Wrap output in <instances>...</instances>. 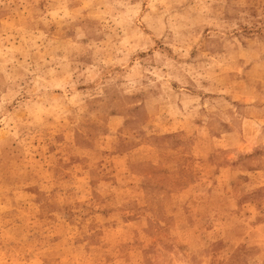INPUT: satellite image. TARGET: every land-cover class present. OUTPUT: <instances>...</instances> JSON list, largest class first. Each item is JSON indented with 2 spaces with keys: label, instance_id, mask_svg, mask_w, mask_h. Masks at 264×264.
<instances>
[{
  "label": "rangeland",
  "instance_id": "1",
  "mask_svg": "<svg viewBox=\"0 0 264 264\" xmlns=\"http://www.w3.org/2000/svg\"><path fill=\"white\" fill-rule=\"evenodd\" d=\"M0 264H264V0H0Z\"/></svg>",
  "mask_w": 264,
  "mask_h": 264
}]
</instances>
